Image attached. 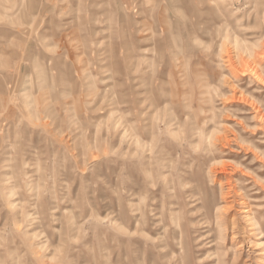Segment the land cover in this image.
<instances>
[{
  "label": "rangeland",
  "instance_id": "rangeland-1",
  "mask_svg": "<svg viewBox=\"0 0 264 264\" xmlns=\"http://www.w3.org/2000/svg\"><path fill=\"white\" fill-rule=\"evenodd\" d=\"M0 264H264V0H0Z\"/></svg>",
  "mask_w": 264,
  "mask_h": 264
},
{
  "label": "bare ground",
  "instance_id": "bare-ground-1",
  "mask_svg": "<svg viewBox=\"0 0 264 264\" xmlns=\"http://www.w3.org/2000/svg\"><path fill=\"white\" fill-rule=\"evenodd\" d=\"M42 42H43V41H42ZM42 42H41V43H42ZM44 49H45V48H43V50H44Z\"/></svg>",
  "mask_w": 264,
  "mask_h": 264
}]
</instances>
